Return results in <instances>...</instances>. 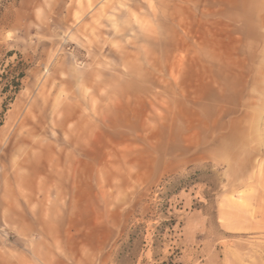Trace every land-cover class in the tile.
Masks as SVG:
<instances>
[{
	"label": "rangeland",
	"instance_id": "1",
	"mask_svg": "<svg viewBox=\"0 0 264 264\" xmlns=\"http://www.w3.org/2000/svg\"><path fill=\"white\" fill-rule=\"evenodd\" d=\"M19 64L0 264H264V0H0Z\"/></svg>",
	"mask_w": 264,
	"mask_h": 264
},
{
	"label": "trees",
	"instance_id": "2",
	"mask_svg": "<svg viewBox=\"0 0 264 264\" xmlns=\"http://www.w3.org/2000/svg\"><path fill=\"white\" fill-rule=\"evenodd\" d=\"M21 67V68H19ZM25 77V72L23 64L13 67L10 65L8 68L4 69V73L0 75V91L6 96L4 106L12 102L15 95L20 91L21 81ZM2 122L0 121V126Z\"/></svg>",
	"mask_w": 264,
	"mask_h": 264
}]
</instances>
